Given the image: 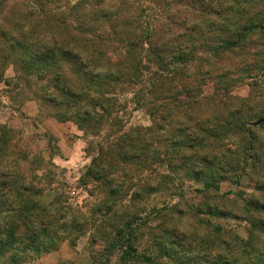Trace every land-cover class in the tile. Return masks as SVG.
I'll return each instance as SVG.
<instances>
[{
	"label": "trees",
	"instance_id": "16d2710c",
	"mask_svg": "<svg viewBox=\"0 0 264 264\" xmlns=\"http://www.w3.org/2000/svg\"><path fill=\"white\" fill-rule=\"evenodd\" d=\"M66 2L0 0V64L11 63L16 83L34 88L50 116L74 122L85 137L109 128L104 142L88 139L79 201L67 183L55 185L51 154H30L0 126V264H35L83 236L93 264L113 257L117 264H264V198L256 193H264V144L255 131L263 123L250 125L264 117V104L232 94L242 83L251 91L264 82V0ZM136 2L149 5L132 9ZM206 81L214 82L208 94ZM128 90L156 128L172 124L160 141L141 128L123 130L120 97ZM158 142L166 171L142 177L155 168L150 150ZM256 165L262 172L252 179L255 193L242 198L245 215L211 198L186 207L143 204L171 193L174 176L217 191ZM193 217L188 229L183 221ZM211 217L242 219L243 235L237 226L204 225Z\"/></svg>",
	"mask_w": 264,
	"mask_h": 264
},
{
	"label": "rangeland",
	"instance_id": "374dc122",
	"mask_svg": "<svg viewBox=\"0 0 264 264\" xmlns=\"http://www.w3.org/2000/svg\"><path fill=\"white\" fill-rule=\"evenodd\" d=\"M81 0H67V4L73 5ZM109 2L110 0H104ZM162 3H160L161 5ZM147 6V2H139V4L132 3V9H137L139 6ZM164 6V4L162 5ZM173 7V5H171ZM181 9L180 6H174ZM1 45V41H0ZM196 63H194L195 65ZM196 66L191 67V71H195ZM15 71L11 63L0 64V126L11 129L12 139L16 144L20 145L30 154L37 153L42 155L45 159L49 154L52 156V163L54 165L53 171L56 173L55 185L61 190L64 183L78 195V200L83 201L86 197V193L82 188L77 186L79 175L83 172L86 165H88L90 157L85 151L87 147L88 139H92L95 142H104L105 133L109 126L105 124L104 130L101 131L99 137L88 136L85 137L82 130L72 122H57L53 116H50L49 109L32 96L34 88L29 87L23 82L16 83ZM7 82L9 84H7ZM256 89L250 91L249 85L242 83L233 90L234 95L237 97H246L250 95L253 99L252 102L259 105L264 104V82L259 84ZM201 90L205 93H210L214 90V82L206 81ZM129 91V90H128ZM131 92H126L120 97V103L124 105L122 110L123 130L134 131L141 128L143 133L148 137L155 135L154 139L160 141L165 135L169 134L168 127L160 128L162 123L159 122V126L156 128L154 125V118L151 116L147 107H138L131 100ZM258 102V103H257ZM211 112V106L204 104ZM53 117V118H52ZM55 119V120H54ZM57 120V121H56ZM162 122V121H161ZM165 123L167 120L164 121ZM167 126V124H166ZM259 142L264 144V123L260 125L256 130ZM163 143H155L150 150L152 154L153 167L152 170L144 171L142 177L148 176L152 171H163V153L165 147ZM264 146V145H263ZM51 165V166H50ZM52 170V164L47 165ZM261 165H256L254 169H248L246 174L241 177L239 184L233 183V178H229L224 182H220L219 189L217 191L207 190L199 191L201 185L198 183L178 180L177 176H174L173 181L169 183L170 187L173 186L172 192L168 190L160 191L154 196H150L143 201V204L147 209L158 207V209L165 203L179 204L181 207H186L187 204L196 205L202 202H208L210 200L213 205H218L220 209L223 207L225 210L232 211L245 215L242 212L243 199L249 198L255 193V184L253 178H257L262 171ZM54 173V174H55ZM198 190V191H197ZM260 198H264V193L256 192ZM214 194L218 195V198L212 199ZM226 207V208H224ZM237 207V208H235ZM226 220V221H225ZM223 220L220 217H211L208 221H204V225L222 224L232 225L236 228L241 235L243 230L241 227L245 225L242 219L234 220L227 218ZM183 224L188 229H192L196 224V218H190L183 221ZM193 231V230H192ZM88 236L81 237L75 246H71L67 241L60 244L57 250L42 255L35 264H93L89 256V243ZM95 249L99 250L98 244ZM116 258L113 257L108 264H117Z\"/></svg>",
	"mask_w": 264,
	"mask_h": 264
},
{
	"label": "water",
	"instance_id": "95a60500",
	"mask_svg": "<svg viewBox=\"0 0 264 264\" xmlns=\"http://www.w3.org/2000/svg\"><path fill=\"white\" fill-rule=\"evenodd\" d=\"M261 76L264 77V70L262 71ZM261 123H264V117L251 122L250 125L256 126V125H260Z\"/></svg>",
	"mask_w": 264,
	"mask_h": 264
},
{
	"label": "crops",
	"instance_id": "0c3cea01",
	"mask_svg": "<svg viewBox=\"0 0 264 264\" xmlns=\"http://www.w3.org/2000/svg\"><path fill=\"white\" fill-rule=\"evenodd\" d=\"M53 118V117H52ZM55 120V119H54ZM57 121V120H56ZM57 122H59V121H57Z\"/></svg>",
	"mask_w": 264,
	"mask_h": 264
}]
</instances>
